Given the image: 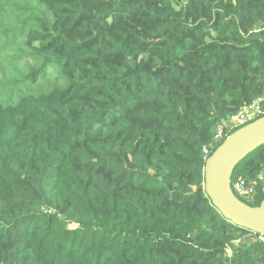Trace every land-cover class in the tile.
<instances>
[{
    "label": "trees",
    "instance_id": "obj_1",
    "mask_svg": "<svg viewBox=\"0 0 264 264\" xmlns=\"http://www.w3.org/2000/svg\"><path fill=\"white\" fill-rule=\"evenodd\" d=\"M23 2L0 4V52L33 22L30 72L0 55V264H264L203 153L264 96V0ZM239 177L264 185V143Z\"/></svg>",
    "mask_w": 264,
    "mask_h": 264
},
{
    "label": "water",
    "instance_id": "obj_2",
    "mask_svg": "<svg viewBox=\"0 0 264 264\" xmlns=\"http://www.w3.org/2000/svg\"><path fill=\"white\" fill-rule=\"evenodd\" d=\"M263 143L264 116L232 132L206 160L205 188L227 219L264 237V199L259 205H250L232 188L235 167Z\"/></svg>",
    "mask_w": 264,
    "mask_h": 264
},
{
    "label": "built area",
    "instance_id": "obj_3",
    "mask_svg": "<svg viewBox=\"0 0 264 264\" xmlns=\"http://www.w3.org/2000/svg\"><path fill=\"white\" fill-rule=\"evenodd\" d=\"M262 116H264V96L250 104L244 105L236 114L223 119L216 128L213 144L203 147L205 160L232 132ZM213 147H215L214 150H212ZM232 188L234 193L244 202L247 201L246 203L248 204L256 202L259 194H264V185L259 188L257 181L248 180L244 177H239L235 180ZM262 239L264 240L263 236Z\"/></svg>",
    "mask_w": 264,
    "mask_h": 264
},
{
    "label": "rangeland",
    "instance_id": "obj_4",
    "mask_svg": "<svg viewBox=\"0 0 264 264\" xmlns=\"http://www.w3.org/2000/svg\"><path fill=\"white\" fill-rule=\"evenodd\" d=\"M18 4V5H22L24 4L23 0H0V4ZM17 11V10H16ZM28 19L27 16L23 17L20 19L21 22L20 24L17 26V24L15 22H13V24H11V26H13V28L15 30L19 29L22 30V32L18 35H16V38L14 39V41L12 42L11 46H14L10 48V50L15 51V52H9L7 54L6 49L2 50L0 52V55H5L6 52V56L5 57V63H10L12 65V67L21 70V71H26V72H30L29 69H25L26 67L33 65V62L31 61V56L29 53V50L27 49V33L30 27H33V22L28 21L27 23H25V21ZM14 20H17L16 16L14 17ZM8 19L6 20V18L4 17V20L2 21V25H0V32L4 31L5 25L7 24ZM5 24V25H4ZM8 32H12V30H6L4 33H8ZM8 36H11V33H9L8 35H2L0 36V39H2L1 42H4L5 40H7ZM7 48V47H6ZM23 66V69H21L20 67ZM8 90V91H7ZM7 90L3 91V88L0 90V99H4V98H12L14 100V98L16 97V93L15 90H12V86L8 87ZM5 101V100H4ZM6 102V101H5ZM230 251H228L229 255H232V250L231 248H229Z\"/></svg>",
    "mask_w": 264,
    "mask_h": 264
}]
</instances>
